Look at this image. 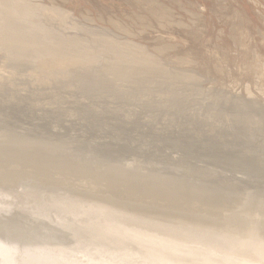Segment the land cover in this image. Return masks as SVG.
Here are the masks:
<instances>
[{"label": "rangeland", "instance_id": "rangeland-1", "mask_svg": "<svg viewBox=\"0 0 264 264\" xmlns=\"http://www.w3.org/2000/svg\"><path fill=\"white\" fill-rule=\"evenodd\" d=\"M14 1L0 0L4 17L18 20L22 15L26 28L78 41L79 48L69 53L71 68L53 62L41 72L33 61L22 62L25 69L14 64L0 46V207L38 187L36 211L50 206L51 193L73 190L77 198L97 201L120 194L132 206L157 202L169 212L172 201L186 199L195 187L208 195L213 208L205 211V203H194V209L226 226L221 231L215 222L207 223L213 231L218 227V234L230 233L232 239L240 230L247 237L253 231L254 237L261 236L263 264L264 0H23L20 13ZM30 159L48 169L47 180L40 182L32 164V169L24 166ZM69 166L73 171L65 175ZM143 181L155 182L160 193L180 187V194L155 201L149 188L137 192ZM11 207L5 212L9 219L0 214L1 244L10 240L8 247L21 249L29 240H35L31 245L52 238L53 232L49 235L39 224L24 225ZM187 212L191 217L192 211ZM125 214L132 224L133 215ZM13 218L16 225L10 224ZM238 235L235 241L240 239L241 248L250 252L252 233L249 241ZM74 242L69 246L75 247ZM146 244L152 243H139ZM120 247L117 253L110 247L115 257L129 249L122 246L121 253ZM153 247L129 250L133 263L145 253L153 257Z\"/></svg>", "mask_w": 264, "mask_h": 264}, {"label": "bare ground", "instance_id": "bare-ground-1", "mask_svg": "<svg viewBox=\"0 0 264 264\" xmlns=\"http://www.w3.org/2000/svg\"><path fill=\"white\" fill-rule=\"evenodd\" d=\"M14 2H15L14 4L12 3V6L14 7V9L19 13L22 12V10H23L22 5H24V3H23L24 1L23 0H15ZM0 4H1V2H0ZM4 16H5V14L0 10V46H1V48L3 47V50L4 49L6 50V53H8L6 56H9L13 60L14 64L17 65V64H21L22 62L26 63L28 61H30V62L33 61L35 63L34 67L37 66L38 68H43V69H39L41 72L44 69L50 67L53 62H58L61 64L69 65L70 68L72 66L70 64H74V60L69 57L72 54H69V53H70V51L77 50L79 48L78 41H75V40H72L69 38L57 40L55 38H52L51 36H48V34H46V33L41 34L38 31H36L35 29H32V28L28 29V27L26 28V26L22 24V15L20 16V18L18 20H13L10 17H4ZM0 50H2V49H0ZM67 51H69V52H67ZM24 63H22L23 67H24ZM10 64H12V63L10 62ZM29 64L27 63V65H29ZM25 67H27V66H25ZM25 67H24V69H25ZM101 116H103L102 113H101ZM46 127H48V129H46L48 131L49 126L47 125ZM44 130H45V128H44ZM47 131H46V133H47ZM35 132H36V129H35ZM44 132L45 131H43V133ZM98 133H100V132H98ZM14 151H15V149H14ZM13 156H16V154ZM16 157H14V158H16ZM19 158H17V159L19 160ZM166 158H167V156H166ZM175 158H177V157H175ZM32 159H34V158H32ZM159 160L160 159H158L157 161H159ZM161 161H162V159H161ZM29 162H30L29 165H27V166L24 165V166L28 167V169H29V168H31L30 164H32V168L34 169L35 176H37V178H39V180L41 179L40 182L47 180L44 174H45V172H49L48 169L45 170V169H43L44 168L43 166H42L43 168H41L40 166H37V164L35 163V160H31ZM20 163H23V161ZM40 163H41V161H40ZM164 164H165V162H164ZM70 165L72 166V163H70ZM75 165H77V164L75 163ZM71 166L67 167L69 170L67 168H65L66 169L65 175H67L73 171ZM25 167H24V169H25ZM61 167L62 166H60V168ZM52 168L55 169V168H59V167H52ZM51 169H49V170H51ZM80 169H81V167H80ZM74 170L76 171V169H74ZM59 171H60V169H59ZM95 171H97V170H95ZM34 172H33V174H34ZM82 173H84V172H82V170H81V174ZM87 174H88V172H87ZM113 174H114V172H113ZM1 176H2V178L6 177L4 173L1 174ZM53 176H55V175H53ZM71 176H72V174H71ZM51 177L52 176H50V178ZM79 177L83 178L82 175H80ZM61 178H63V177H61ZM69 179H70V177H69ZM116 179H118V178H116ZM51 180H52V178H51ZM127 180H128V178H127ZM119 181L120 180H118V182ZM32 182H33V180H32ZM65 182H67L66 176H65ZM118 182H115V183H118ZM127 182L128 181H126V183ZM134 182H136V181H134ZM150 182L149 181H143L142 182L143 184H141V185L139 183H137V184H139V186L137 188V192L141 191V190L147 191V189L149 188L150 192H148V193H150L153 197H156V198H154L155 201H159V202L163 200L164 195L167 197L168 195L173 196V195H176L178 193L180 194V192H179L181 190V189L179 190L180 187L179 188L168 187L166 190L167 193H160L159 189H157L158 187H155L157 184L155 182H152L153 183V185H152V184H150ZM102 183H104V182H102ZM130 183H132V182H130ZM38 184H40V183H38ZM112 184H113V182H112ZM112 184H110V185H112ZM118 185H119V183H118ZM134 187H135V184H134ZM192 188L193 189L190 192L189 191L187 192V196H186L187 198L186 199L185 198L181 199L179 196V199H177L176 201H172L173 205H171L172 207H170L171 210H169V212H167L165 210L166 208H164V206L162 207L159 203L157 204V202L156 203H150V202L145 203V202H143L140 204L138 203L139 204L138 206L135 205L137 203L136 202V203H134L135 206L134 205L132 206V204L129 203L128 200H124L123 198H121V195L118 194V192L115 193V194H118V198H115V199H118L119 203H120V201H122L120 204L117 203L115 199H112V200L108 199L105 201L104 200L103 201H97V200H94L93 198H85V197L84 198L83 197L77 198L76 196H74L75 194H72L73 190H71L72 193H70V192L69 193H65V192L60 193L59 192V194L51 193L49 196V197H51L50 199L52 202L50 204V206L47 208L36 211L35 210L36 209V202H38V200L41 198L40 197L41 195L38 192H41V189H38V187L37 188L35 187L32 189L30 188L28 190V193H26L25 191H24V194L18 193V195H16L15 199H14L16 201L9 203V204L2 203L3 205H2V207H0V214L2 212H4V214L2 213L1 215L6 214V217H8L9 213L7 214L5 212H10L9 209L12 205L11 208H13V210H15V211H12V212H14L13 214H16L18 212V215H16V216L22 218V221L25 223L24 225H26L28 222H30V223L34 224L36 227V225L39 224L38 225V227L40 226L39 228H41V227H43L45 229L47 228V230H44V229L43 230L46 232L48 231L47 233H49V235H51L52 234L51 232H53V235L56 237H54L52 235V238H49V240L53 239L52 242L51 241L49 242V240L47 239V242L45 243L46 239L45 240L42 239L44 242L41 243L42 242V240H41L40 243H38V242H37V244L35 243L36 245L33 243H32L33 245L32 244L30 245L29 242L31 243L32 240L31 241L29 240V242H26L27 244L24 243L25 245H27L26 247L23 243H21L23 246H21L22 247L21 249L18 248L19 250L17 248H13L14 246L11 248H10V246L9 247L7 246L10 244H8L6 241H8L10 243V240H6L5 243L3 242V244L7 243L6 244L7 248H5L6 247L5 245L1 244V242H2L1 241L0 242V256L3 259V261H6V262H3V264H93V263L94 264L95 263H97V264H181L182 261L185 262L184 264H196L198 261L201 262V263L198 262L199 264H219L220 261L222 262V264H237L236 262L238 260H242L241 262H244V264H262L261 263V257H260V255H258L259 254L258 247H260V245H261V236L256 235L254 237L253 232H255V231L251 232L252 236H250V237L252 238V240L250 238L249 244H251L250 246L253 249H250V252H245L244 251L245 248L244 249L241 248V244H243V243H241V241L239 242L240 239L238 241H235V238L239 236L238 234H240V235L242 234L241 236H244L245 238L248 239V237L251 233L250 234L248 233L249 235L247 237V236H245L246 232L242 233V230H240L241 232L240 233L238 232V234L235 235V237H233L234 240L232 239L233 235L231 236L230 233H228V234H230L231 238H229V235L227 233H225V235H223L222 233H224V232H221L218 234L217 233L218 229L223 228L225 226L224 225L225 223L223 224L224 225L223 227H222V225H220L221 227H219V225H217L216 223L222 224L223 222H217L218 220L216 221L215 220L216 218L214 216L213 217H205L206 216L205 212L200 213L194 209V203H201V204L205 203L206 207H209V208H205V211L207 209L211 210L213 208L212 207L213 204H212V200H210V198L208 197V195H206V193L199 190L198 188H195V187H192ZM50 190H51V192H54V191H52V189H50ZM160 190H164V188L160 189ZM142 195H144V194H142ZM113 196L116 197L115 195H113ZM71 198L73 199V201L69 200ZM120 198L123 200H120ZM74 199L76 202L74 201ZM189 200L191 201V204H193V206H190L192 208H189L186 206V203H189L188 202ZM21 205H25V206L22 208ZM20 209L23 210L24 213L21 214ZM188 210L190 212L192 211L191 217L190 216L188 217V215L190 214L187 212ZM125 213H131L133 215V218H131L132 224L127 223V218L123 217ZM185 213H188V215L186 214L187 217L185 216ZM68 214H70V216ZM2 217L3 216H1L0 218H2ZM10 218H11V214H10ZM16 218H13L14 220L10 219L11 220L10 224H12L13 221L15 222ZM6 219H9V217ZM20 220H19V222H20ZM1 221H2V219H1ZM19 222L17 219V223H19ZM159 222H161V223H159ZM210 222H215V224L219 227L218 228L215 226L216 228H218V229L215 228L217 231L215 229L213 231L212 230L213 228H210L209 225H207V223H210ZM7 223H9V221ZM13 225H16V224L13 223ZM20 225H21V223L19 224V226ZM17 226H18V224H17ZM30 226L28 225V228ZM21 227H25V226L21 225ZM38 227H37V229H39ZM212 227H213V225H212ZM13 228L16 229V227H14V226H13ZM11 229H12V227H11ZM17 229L19 231V228H17ZM22 229L24 231V228H22ZM31 230H33V229H31ZM31 230L29 229L30 233H31ZM123 230L125 231L124 233H126V235L123 234ZM0 231H2V230H0ZM14 231L18 232L17 230H14ZM39 231H41V230H39ZM144 231H148V232L144 233ZM46 232H42V233H46ZM111 232L114 233V235ZM9 233H10V231H9ZM9 233H8V235H9ZM33 233H34V231L32 232V234ZM127 233H129V234H127ZM23 234H25V232H23ZM23 234H22V236H23ZM26 234H27V232H26ZM29 234L27 236H30L29 238H31L32 234L31 235H29ZM63 234H65V235H63ZM130 234H131V236L128 237V235H130ZM2 235H3V237H5L4 234H2ZM33 235L35 236L36 233H34ZM39 235H41V234H39ZM123 235L127 236L128 238L127 237L125 238V236H123ZM226 235H228V237ZM20 236H21V233H20ZM17 237H18V235H17ZM71 238L73 239V242L75 239V242H74L75 247H72L73 242H72ZM238 238H236V239H238ZM243 238H241V239L243 240ZM230 239H232V240H230ZM68 240H70L72 246L71 245L69 246L70 242L67 243ZM20 241L23 242L22 238ZM34 241L35 240H33L32 242H34ZM247 241H249V239ZM76 242H77V245H75ZM113 242H115L116 244L112 245ZM142 242L152 243L154 246L153 247V249H154L153 253L154 252L155 253L153 254L151 252L153 249H151L150 252L152 253L151 255L153 257H151V256L149 257L150 253H149V255H147L148 253L147 254L145 253V256H141L140 254L143 253L142 251H145L146 249L142 250L141 252H138V253H140L139 256H141V259H140V257L137 256L138 253H137V255L136 254L133 255L134 257L136 255L140 259V261H139V259L136 258L138 260V262L136 260L137 263H135V262L133 263V260H135V259H132V255L129 253L130 252L129 250H131L133 248L132 247L133 245L138 244L135 247V250L138 248V246H139V248L142 247L144 249L145 247L149 248V246L152 245V244L151 245L146 244L147 246L142 245L140 247L139 243L142 244ZM16 244H17V242H16ZM16 244H14V245H16ZM117 244H119L121 247L123 246L122 249H124L125 247L129 248L128 251L125 252L127 254L123 253V254H120V256L117 255L118 257H115L114 255H116L117 249L120 247V246L119 247L116 246L117 248L114 247V245H117ZM179 244H181V246ZM28 246H29V248H28ZM17 247H19V246H17ZM108 247H109V249H110V247L115 248L114 251H116V253L112 251L113 249L112 250L110 249V251L113 252V255H111L112 253L109 252ZM121 247H120L121 253H122V251L124 252L127 249V248H125V250H122ZM180 247H182V249ZM139 248H138V250H139ZM150 248H152V247H150ZM149 249H148V251H149ZM175 249L177 250V252L175 251ZM21 250L23 253L18 254L19 251L21 252ZM135 250L133 248L131 250L132 253ZM155 250H157V251H155ZM245 250H247V249H245ZM148 251L146 250V252H148ZM173 251H175V252H173ZM156 252H159L160 254L156 255V254H158ZM173 253H177V254L179 253V254H178V256L177 255L172 256ZM243 253H245V254H243ZM142 255H144V253ZM146 255L151 259H149ZM154 255H155V257L156 256L157 257L154 258Z\"/></svg>", "mask_w": 264, "mask_h": 264}]
</instances>
